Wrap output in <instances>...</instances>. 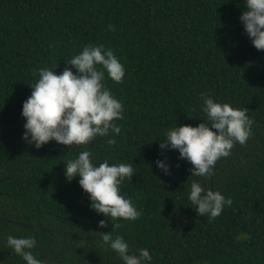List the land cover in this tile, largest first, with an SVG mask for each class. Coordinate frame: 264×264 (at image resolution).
<instances>
[{
    "label": "trees",
    "instance_id": "16d2710c",
    "mask_svg": "<svg viewBox=\"0 0 264 264\" xmlns=\"http://www.w3.org/2000/svg\"><path fill=\"white\" fill-rule=\"evenodd\" d=\"M244 10L243 0H0V217L7 219H0V264H26L9 235L34 236L31 251L42 264H124L98 234L109 231L132 252L153 246L151 264H264V50L248 38ZM88 44L112 49L126 70L121 83L105 73L123 104L116 144L98 136L37 149L22 138L30 85L41 68H71L65 62ZM201 93L248 109L254 122L247 142L235 143L208 177L191 176L193 165L177 150L159 147L169 128L207 120ZM82 151L97 166L135 164L120 187L139 218L109 216L99 225L104 217L80 178L64 175ZM165 158L167 175L155 164ZM193 181L230 197L231 206L214 219L200 216L188 200Z\"/></svg>",
    "mask_w": 264,
    "mask_h": 264
},
{
    "label": "clouds",
    "instance_id": "9594fccd",
    "mask_svg": "<svg viewBox=\"0 0 264 264\" xmlns=\"http://www.w3.org/2000/svg\"><path fill=\"white\" fill-rule=\"evenodd\" d=\"M243 2L245 10L239 19L254 47L264 50V0ZM109 30L115 29L109 25ZM65 63L72 67H65L59 74L52 70L54 68L38 70L39 79L30 85L31 95L22 104L21 116L25 119L22 138L37 149L50 141L68 147L87 145L98 136L109 137V145L116 144L115 136L121 133V126L115 121L123 119V104L104 81L107 73L114 82H123L124 65L113 50L103 44H88ZM201 99L207 120L197 126L176 125L169 128L159 147L161 150H177L179 159L193 165L191 176L208 177L213 174L216 162L230 155L235 143L243 145L247 142L254 122L247 115L248 109L214 101L204 93H201ZM155 164L164 174H170L171 165L166 158L156 160ZM134 169L132 161L110 164L105 159L97 166L92 153L82 151L75 159L67 161L64 175L68 182L77 176L80 178L78 183L88 194L90 207L103 215L99 225L104 226L108 222L105 217L136 219L142 215V210L120 187L125 177H133ZM188 200L195 206L196 213L212 219L232 204L230 197L207 189L197 181L190 185ZM98 234L105 246H110L119 254L124 264H151L149 250L130 251L129 242L121 233L109 231ZM7 245L26 264H42L38 255L31 251L37 245L34 236L9 235Z\"/></svg>",
    "mask_w": 264,
    "mask_h": 264
},
{
    "label": "water",
    "instance_id": "95a60500",
    "mask_svg": "<svg viewBox=\"0 0 264 264\" xmlns=\"http://www.w3.org/2000/svg\"><path fill=\"white\" fill-rule=\"evenodd\" d=\"M0 219H5V220H7L6 218H3V217H0ZM20 226H22V227H26V228H30L32 225H29V224H25V223H18ZM180 230H181V228H179L170 238H169V240H171V239H173L179 232H180ZM153 248V246L152 247H150V248H147L148 250H150V249H152Z\"/></svg>",
    "mask_w": 264,
    "mask_h": 264
}]
</instances>
